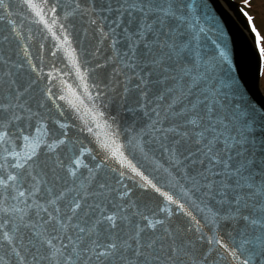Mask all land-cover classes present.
Wrapping results in <instances>:
<instances>
[{
    "label": "snow or ice",
    "instance_id": "1",
    "mask_svg": "<svg viewBox=\"0 0 264 264\" xmlns=\"http://www.w3.org/2000/svg\"><path fill=\"white\" fill-rule=\"evenodd\" d=\"M24 18L72 57L79 103ZM213 21L210 0H0V264H264V102Z\"/></svg>",
    "mask_w": 264,
    "mask_h": 264
},
{
    "label": "water",
    "instance_id": "2",
    "mask_svg": "<svg viewBox=\"0 0 264 264\" xmlns=\"http://www.w3.org/2000/svg\"><path fill=\"white\" fill-rule=\"evenodd\" d=\"M13 2H16V0H13ZM210 3L213 9L214 21L209 24V27H212L213 24H215V27L220 30L219 32H217V35H220L222 33L223 36L228 40L233 71L237 72V75L242 78V83L247 84L249 90L256 96V99L260 102H264V94L260 91V89L257 90V53L254 49L253 37L252 35L245 32L246 24L242 18V15L240 14V11L233 5H230L228 1L227 3L230 6L232 13H230L222 5L220 0H210ZM17 24L19 25V30L21 31L22 35L25 36V38H27L26 30L31 28L35 39L28 40L29 46L26 50L29 51L30 55L34 57L36 61H39L41 56L44 55L48 64H54L58 68H64V71L66 73H70L66 77V86H71V88L76 89L77 96L73 97L69 93V99L74 103H79V100L82 99V97H80V93L84 92L85 90L82 88V86H80V81L76 77L75 72L72 69V57L70 55H65L63 52L55 57L49 54L51 49L54 47L55 38L51 35V33L47 32V29L43 24L39 23L38 19H33L30 21L27 18H24L22 24L19 20H17ZM0 27H2V24H0ZM53 31H56V26H53ZM208 35L210 39L215 38L212 37L211 33H209ZM40 44L45 45V50H41L39 48ZM87 104L88 102L87 100H85L84 105L82 106V115L88 110ZM71 119L72 114L69 113L67 116V120ZM67 120L65 122H67ZM105 132L106 129H104L103 127L96 130V133L101 137L105 135ZM69 136L72 139H75L77 136H79V141L83 142V148H81V152L87 155L88 149L92 147V145L89 143V140H91L92 137L85 138V135L78 133L76 129H69ZM79 141L76 144L77 147H80ZM129 159H132V162L134 164H137L141 168V170H143L145 174L149 176L150 179L158 182L163 187L165 175L162 168L159 172L155 171L154 165H149L138 155L135 157L129 155ZM159 164L163 167H167V165L164 164L163 159L159 161ZM129 185L131 186L130 181ZM163 190L168 191L169 189L167 187H163ZM135 195L136 198L141 202H147L148 207L152 210H155V208L160 205L163 200V198L159 194H156L151 190L146 193L137 190L135 192ZM164 207L166 209L172 207L174 215H176L174 206L165 203ZM177 219H179L180 221H184L186 218L183 216H177Z\"/></svg>",
    "mask_w": 264,
    "mask_h": 264
},
{
    "label": "rangeland",
    "instance_id": "3",
    "mask_svg": "<svg viewBox=\"0 0 264 264\" xmlns=\"http://www.w3.org/2000/svg\"><path fill=\"white\" fill-rule=\"evenodd\" d=\"M222 3L230 8L227 1L230 5L237 6L241 9L244 21L248 26L249 32L251 29L249 27V19L251 17V21L254 25L260 30L262 34V38H264V0H221ZM247 14V15H246ZM260 91L264 94V64H262L261 71V80L259 85Z\"/></svg>",
    "mask_w": 264,
    "mask_h": 264
}]
</instances>
